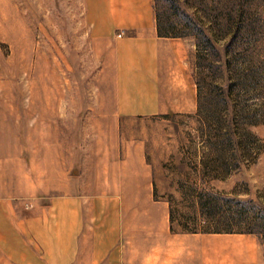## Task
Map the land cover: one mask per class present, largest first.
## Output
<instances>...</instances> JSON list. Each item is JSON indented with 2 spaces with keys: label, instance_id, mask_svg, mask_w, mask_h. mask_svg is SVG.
Here are the masks:
<instances>
[{
  "label": "rangeland",
  "instance_id": "obj_1",
  "mask_svg": "<svg viewBox=\"0 0 264 264\" xmlns=\"http://www.w3.org/2000/svg\"><path fill=\"white\" fill-rule=\"evenodd\" d=\"M146 34L157 71H130ZM94 228L100 264L234 234L264 264V0H0V264H92Z\"/></svg>",
  "mask_w": 264,
  "mask_h": 264
},
{
  "label": "crops",
  "instance_id": "obj_2",
  "mask_svg": "<svg viewBox=\"0 0 264 264\" xmlns=\"http://www.w3.org/2000/svg\"><path fill=\"white\" fill-rule=\"evenodd\" d=\"M131 20L132 23L139 26L141 30L144 31V29H148L149 32L154 33V28H151L152 31L150 30L151 21L149 20V16ZM158 44V37L152 36L151 34H149V36L146 34V36H141L133 41L132 45L129 46L133 49H138L141 55H131L130 63L128 64L126 60L124 62L126 67L129 68L130 71H136V65L142 64L151 71H157L158 54L156 50ZM56 205L57 215L61 217V223L57 221L54 225L47 220L44 224L45 227L49 229L54 225V230H56L55 246L48 241L46 242H48L49 246L51 245L52 248L62 249L63 251L60 254L66 256V262L70 263L75 255L74 251H71L70 254V251L67 249L68 246L72 244V238L76 236L81 225L82 219L80 217H82L81 214L83 212L81 201L69 197V199L59 201ZM94 231H96L94 235L97 234V237L94 239L95 243L97 245H102L107 242L106 246H108V248L97 247L92 254V264H100L107 254L106 252L113 245L115 236H112V234L108 235V238L105 240V236L102 233H98L95 228ZM90 232L92 233V231H87L85 236L90 235ZM204 239L208 243H206V248L203 253L197 252V254H195V252L191 251L185 253L186 242H182L181 240L177 245V250H179L176 251V255H173L176 247H173V250L167 248L166 251L163 252L166 255L163 259L160 260L158 256L149 255L146 261L140 262V264H259L260 262L258 254L252 249V240L245 235L234 234V236H229V238H221L223 241L221 242L222 244H219L221 247L211 243L213 238L205 237ZM227 245L228 247H226ZM107 264H121V262L118 259L112 258L109 259Z\"/></svg>",
  "mask_w": 264,
  "mask_h": 264
},
{
  "label": "trees",
  "instance_id": "obj_3",
  "mask_svg": "<svg viewBox=\"0 0 264 264\" xmlns=\"http://www.w3.org/2000/svg\"><path fill=\"white\" fill-rule=\"evenodd\" d=\"M159 19V18H158ZM158 33L159 34H162V35H172V36H176V35H178V34H180V33H178V32H164V31H162V29H161V24L158 22ZM208 36V38H209V40H211V37L209 36V35H207ZM212 41V40H211ZM213 44V46H214V43H212ZM217 230V229H216ZM219 230V229H218ZM228 230H230L229 228L228 229H226L225 231H228ZM244 231H248V232H257V230L256 229H254V227H251V228H248V229H244V230H242V232H244Z\"/></svg>",
  "mask_w": 264,
  "mask_h": 264
}]
</instances>
